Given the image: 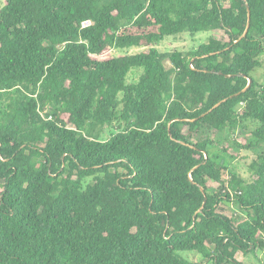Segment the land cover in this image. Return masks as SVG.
Wrapping results in <instances>:
<instances>
[{"label":"trees","instance_id":"1","mask_svg":"<svg viewBox=\"0 0 264 264\" xmlns=\"http://www.w3.org/2000/svg\"><path fill=\"white\" fill-rule=\"evenodd\" d=\"M263 55L264 0H4L0 264H264V156L228 165L264 145Z\"/></svg>","mask_w":264,"mask_h":264},{"label":"rangeland","instance_id":"2","mask_svg":"<svg viewBox=\"0 0 264 264\" xmlns=\"http://www.w3.org/2000/svg\"><path fill=\"white\" fill-rule=\"evenodd\" d=\"M222 4H226L229 2V0H220ZM4 0H0V8L3 6ZM210 36V33L203 32L195 34L194 36H190L189 34H180L175 37H170L164 39L163 42H161L157 49L162 54H169L174 51L180 52L183 56L188 54L191 50H195L199 45L205 43L207 41V38ZM140 49H130L127 50L126 54H136L140 52ZM124 53V52H122ZM258 64L259 68L255 69L252 78L259 84L264 86V55L260 56L258 58ZM163 66L167 71H170L172 69V64L168 60V58H164L163 60ZM141 69H133L128 77H127V83H135L138 80V76L141 73ZM255 127V124L253 122H247L245 123L244 128H238L234 134L232 135L235 140H245L246 145L249 143H252V135L251 130H253ZM108 134L105 136L107 138L109 136V131H107ZM228 134L226 133L225 136ZM228 137V136H227ZM223 142V141H222ZM262 155L264 156V145H260L255 147L250 152H243L240 151L238 153V159L232 162H229V168L232 169L237 173V176L243 180H248L250 176V170L248 169V166L251 162V157ZM226 174V173H225ZM227 176V174H226ZM229 179H226V182H228ZM216 189V186L213 184H209V191L214 192ZM234 190L230 189V193L233 195ZM223 215H226L228 217H232L236 221L244 219V215L237 209L235 206H228V207H221L219 209ZM189 261L192 260H198L196 256L192 255H186L184 256ZM257 257L264 261V248L263 250L257 254ZM236 260L238 262H242L243 264H257L256 259L250 256H242L241 254H236L235 256Z\"/></svg>","mask_w":264,"mask_h":264},{"label":"water","instance_id":"3","mask_svg":"<svg viewBox=\"0 0 264 264\" xmlns=\"http://www.w3.org/2000/svg\"><path fill=\"white\" fill-rule=\"evenodd\" d=\"M248 27H249V12H248V23H247V27H246V30H245L244 34L247 32ZM250 82H251V80H248V84H247V87L246 88L249 87Z\"/></svg>","mask_w":264,"mask_h":264},{"label":"built area","instance_id":"4","mask_svg":"<svg viewBox=\"0 0 264 264\" xmlns=\"http://www.w3.org/2000/svg\"><path fill=\"white\" fill-rule=\"evenodd\" d=\"M84 25H87V24L85 23V24H83V26H84Z\"/></svg>","mask_w":264,"mask_h":264}]
</instances>
